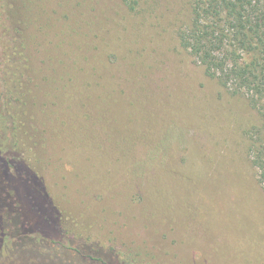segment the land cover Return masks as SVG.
Returning <instances> with one entry per match:
<instances>
[{
  "label": "rangeland",
  "instance_id": "374dc122",
  "mask_svg": "<svg viewBox=\"0 0 264 264\" xmlns=\"http://www.w3.org/2000/svg\"><path fill=\"white\" fill-rule=\"evenodd\" d=\"M124 1L84 8L81 0H4L0 61L2 44L30 19L29 38L47 49L34 58L37 69L44 67L40 85L54 79L49 89L55 88L71 77L66 90L74 92L81 69L86 81L78 88L93 103L71 124L62 116L65 103L41 121L49 135V188L78 209L64 227L74 231L80 223L102 241L108 233L121 264H264V181L245 134L257 123L255 111L180 45L177 31L190 21V0H132L134 10ZM87 20L92 33L85 47L77 34ZM99 96L114 108L104 130L91 110ZM94 123L101 140L77 144L64 136L76 125L84 137ZM48 251L4 256L0 264H44ZM64 254L83 261L86 250ZM54 264L71 263L59 256Z\"/></svg>",
  "mask_w": 264,
  "mask_h": 264
},
{
  "label": "trees",
  "instance_id": "16d2710c",
  "mask_svg": "<svg viewBox=\"0 0 264 264\" xmlns=\"http://www.w3.org/2000/svg\"><path fill=\"white\" fill-rule=\"evenodd\" d=\"M124 2L132 10L137 5L132 0ZM81 3L85 8V5L97 4L98 0H81ZM3 7L4 0H0V20ZM189 8L190 21L177 31L178 41L203 67L207 76L217 79L232 93L243 95L249 107L255 111L257 123L248 128L245 134L248 156L258 168V178L264 181V0H190ZM29 24L30 19L24 20L21 30L15 29L16 36L11 37L9 44H2L1 50L0 258L8 255L27 257L30 252L36 254L44 248L51 254L50 258H43L41 262L44 264H54L59 256L71 264H121L108 233L102 241L86 235L80 223V226L76 224L79 229L74 231L64 227L67 220L72 218L76 221L73 217H77L75 211L78 209L67 205L62 195L49 188L48 177L44 175L49 169L46 160L49 157V135L41 122L46 111L57 104H70L63 108L62 116H66L71 124L77 117H85L86 114H82L84 106L88 104L84 110L87 111L93 103L90 95L78 88L84 84L81 81L83 78L79 77L83 71L81 69H78L79 76L76 78L80 84L74 81L78 89L74 92L66 90V80L72 83L73 78H66L65 74L66 80L61 78L66 83L64 85L57 82L55 88L49 89L54 79H43L46 83L51 81L47 87L40 85L42 77L39 72L44 67L37 69L36 53L41 55L47 49H40L42 44L39 50L33 45H37V42L29 38ZM85 24H78L77 35L86 47L92 33V23L87 20ZM35 31L40 34L38 28ZM51 56L47 57L46 63L48 72L55 74ZM99 98L93 105L94 109L90 108L95 114L94 122L98 120L100 129L104 130L105 123L112 119L114 108H111L105 96ZM116 105L114 103V107ZM90 127L85 129V138L79 136L76 125L67 128L64 136L77 144L85 143L87 138L89 144L94 142L95 137L101 140L102 134L95 130L96 123ZM106 137L109 141L114 139V135ZM132 138L129 135L126 139L130 142ZM83 249L86 254L80 255ZM71 250L80 255L83 261H74L64 254V251L71 254Z\"/></svg>",
  "mask_w": 264,
  "mask_h": 264
}]
</instances>
